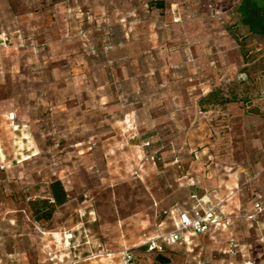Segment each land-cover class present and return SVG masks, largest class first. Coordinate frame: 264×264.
<instances>
[{"label": "rangeland", "instance_id": "1", "mask_svg": "<svg viewBox=\"0 0 264 264\" xmlns=\"http://www.w3.org/2000/svg\"><path fill=\"white\" fill-rule=\"evenodd\" d=\"M242 1L0 0V264H153L191 194L221 223L167 264H264V36ZM55 180L69 200L38 222Z\"/></svg>", "mask_w": 264, "mask_h": 264}, {"label": "trees", "instance_id": "2", "mask_svg": "<svg viewBox=\"0 0 264 264\" xmlns=\"http://www.w3.org/2000/svg\"><path fill=\"white\" fill-rule=\"evenodd\" d=\"M157 9H164L165 2L157 1L152 4ZM242 16V23L249 28V30L258 35L264 36V0H243L239 7ZM51 196L46 199H38L31 201V209L33 217L36 221H51L56 210L65 205L68 200V192L65 189L61 180H55L50 184ZM146 252L153 256V264H167L170 262L167 257L169 247H165L162 251H149L148 245Z\"/></svg>", "mask_w": 264, "mask_h": 264}, {"label": "built area", "instance_id": "3", "mask_svg": "<svg viewBox=\"0 0 264 264\" xmlns=\"http://www.w3.org/2000/svg\"><path fill=\"white\" fill-rule=\"evenodd\" d=\"M190 201L192 203L190 209L178 214L174 219V229L164 236H158L154 240L147 243L149 251H162L165 247H172L181 242L186 241L188 234L204 235L208 233L214 223L220 224L218 213L215 208L206 209L203 199L197 194H191ZM175 215V210L172 212ZM219 220V221H218ZM69 239L73 238L70 234ZM126 263L132 261L131 256H127Z\"/></svg>", "mask_w": 264, "mask_h": 264}]
</instances>
